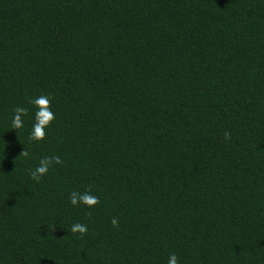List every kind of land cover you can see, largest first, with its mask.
I'll list each match as a JSON object with an SVG mask.
<instances>
[{
    "label": "trees",
    "instance_id": "obj_1",
    "mask_svg": "<svg viewBox=\"0 0 264 264\" xmlns=\"http://www.w3.org/2000/svg\"><path fill=\"white\" fill-rule=\"evenodd\" d=\"M40 94L36 143L11 120ZM86 186L100 204L73 207ZM171 253L264 264V0H0V264Z\"/></svg>",
    "mask_w": 264,
    "mask_h": 264
},
{
    "label": "clouds",
    "instance_id": "obj_2",
    "mask_svg": "<svg viewBox=\"0 0 264 264\" xmlns=\"http://www.w3.org/2000/svg\"><path fill=\"white\" fill-rule=\"evenodd\" d=\"M29 104L32 106L31 110L26 107L17 106L14 108V115L11 120V128L18 131L25 127L26 119H34L32 128L29 133L28 139L31 142L40 143L46 140L48 130L51 128L56 120V114L53 111L52 98L47 94H40L38 96L29 99ZM226 140L231 139V135L228 132L224 133ZM25 158L29 156V153L25 150L21 154ZM62 159L57 156H45L39 161L37 167L30 171V178L39 183L42 178L46 177L50 170L57 165H62ZM69 202L73 207L85 206L87 208H95L100 204L98 196L93 194V190L90 186H86L85 191L80 192L73 190L69 194ZM113 228H119V219L113 217L111 219ZM88 226L79 222L71 225V232L76 234L79 233L81 237L88 233ZM167 264H181L180 258L175 254L171 253L168 257Z\"/></svg>",
    "mask_w": 264,
    "mask_h": 264
}]
</instances>
